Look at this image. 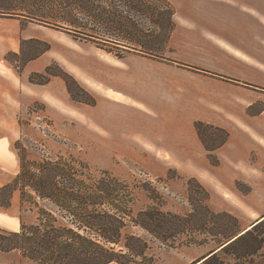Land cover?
Listing matches in <instances>:
<instances>
[{"label": "rangeland", "instance_id": "rangeland-1", "mask_svg": "<svg viewBox=\"0 0 264 264\" xmlns=\"http://www.w3.org/2000/svg\"><path fill=\"white\" fill-rule=\"evenodd\" d=\"M170 2L173 7H264V0ZM125 8L117 7L120 11ZM81 17L80 21L93 23ZM138 19L151 24L146 17ZM173 38L183 41L191 36L180 33ZM182 41L179 48H169L167 43L161 54L183 62L192 53ZM119 47L0 14V77L4 84L15 87L12 96L0 92V187L16 176L23 158L31 161L70 154L93 169L108 170L125 180L133 189L135 210L154 204L164 211L188 212L187 181L194 178L192 189L196 190L199 183L208 190V205L213 211L235 215L239 232L250 228L264 215V166L258 161L239 168L224 155L249 153L250 162L260 156L257 150L264 146L254 142L253 135L264 138V87L240 83L239 87L225 88L226 96L234 100L238 96L240 109L233 117L225 116L227 121L222 125L215 124L229 133L220 152H213L216 162L208 158L205 150L195 156L154 155L147 143L155 146L161 140L160 130L166 118L163 110H141L110 101L96 91L94 84L102 85L98 86L102 92L109 87L119 93L129 91L136 83L144 89H155L152 83L159 79L172 84L180 80L171 77L169 65L151 60L155 57ZM62 70L76 80L71 83L72 93L63 77L54 74ZM255 125L262 131H256ZM36 212L27 201L21 203V193L16 190L10 206L0 205L1 231H19L20 221L34 223ZM129 230L149 241L147 255L153 257L152 264H192L223 243L169 247L140 227ZM259 230L263 235L264 227ZM263 254L247 259L248 264H264ZM223 257L230 260L227 254ZM0 264L35 262L23 257L21 251L11 250L0 251Z\"/></svg>", "mask_w": 264, "mask_h": 264}, {"label": "trees", "instance_id": "trees-1", "mask_svg": "<svg viewBox=\"0 0 264 264\" xmlns=\"http://www.w3.org/2000/svg\"><path fill=\"white\" fill-rule=\"evenodd\" d=\"M0 7H10L0 8L4 16L159 59L167 58L161 51L175 27L170 0H0ZM81 15L93 23L80 21ZM139 17L151 24L140 22ZM54 74L63 77L72 93L71 83L76 80L63 70ZM194 128L208 158L216 162L213 152L227 141L228 131L202 120H196ZM194 181H187L188 212L164 211L154 204L135 210L132 187L108 170L93 169L70 154L23 158L16 176L0 187V205L10 206L19 190L21 203L27 201L37 209L36 221H20L19 231L0 229V251L19 250L35 264H152L149 241L129 230L140 227L169 247H211L229 239L198 264H248L247 259L263 254L264 234L259 229L264 218L239 232L237 217L213 211L208 190L199 183L192 189Z\"/></svg>", "mask_w": 264, "mask_h": 264}, {"label": "crops", "instance_id": "crops-1", "mask_svg": "<svg viewBox=\"0 0 264 264\" xmlns=\"http://www.w3.org/2000/svg\"><path fill=\"white\" fill-rule=\"evenodd\" d=\"M173 8L175 27L168 47L179 48L182 40H174V34L185 33L191 39L182 42L192 54L185 57L183 62L170 58L151 60L159 65H169L171 77L179 79L180 83H164L159 79L152 83L155 89H144L136 83L130 86L129 91L119 93L109 87L102 92L98 87L102 85L99 84H94V88L110 101L141 110H163L166 118L162 123L163 130H160L161 140L155 146L147 143L152 147V154L195 156L205 150L194 128L196 120L222 125L227 121L225 116L239 114L238 96L237 100L233 96H226L225 88L239 87L240 83L264 87V7ZM126 76L132 80L129 73ZM0 88V92H7L11 96L15 90L13 85L4 84L1 77ZM254 127L256 131H262L258 126ZM258 135H253L254 142L264 146V138ZM221 149H217V152ZM263 152L264 148L257 150L260 156L254 162L249 161V153L238 156L235 151L230 157L223 153L221 155L242 168L245 164L256 165L258 161H262L264 166Z\"/></svg>", "mask_w": 264, "mask_h": 264}, {"label": "water", "instance_id": "water-1", "mask_svg": "<svg viewBox=\"0 0 264 264\" xmlns=\"http://www.w3.org/2000/svg\"><path fill=\"white\" fill-rule=\"evenodd\" d=\"M255 222V221H254ZM252 224V223H251ZM247 228V227H246ZM245 228V229H246ZM251 228V227H250ZM249 228V229H250ZM245 229H243V230H245ZM242 230V231H243ZM247 230V229H246ZM241 232V231H240ZM244 232V231H243ZM229 240V239H228ZM227 240V241H228ZM227 241H225V242H223L222 244H220L219 246H217L216 248H214V249H212V250H210V251H208L205 255H203L202 257H200L199 259H197L195 262H193L192 264H195L196 262H198V261H200L202 258H204L205 256H207V255H209L211 252H213V251H216V250H219L220 249V247L223 245V244H225Z\"/></svg>", "mask_w": 264, "mask_h": 264}, {"label": "bare ground", "instance_id": "bare-ground-1", "mask_svg": "<svg viewBox=\"0 0 264 264\" xmlns=\"http://www.w3.org/2000/svg\"><path fill=\"white\" fill-rule=\"evenodd\" d=\"M106 93H107V92H106ZM263 217H264V216H263ZM263 217H261V218H259V219H257V220L259 221V220H260V219H262ZM1 220H2V218H0V221H1ZM257 220H256L255 222H257ZM255 222H253V223H252V224H250V225H252V226H253V224H255ZM250 225H249L248 227H250ZM252 226H251V227H252ZM246 229H247V228H246ZM246 229H245V230H246ZM248 229H249V228H248ZM245 230H243V231H245Z\"/></svg>", "mask_w": 264, "mask_h": 264}]
</instances>
